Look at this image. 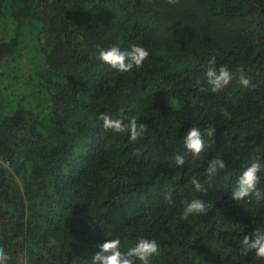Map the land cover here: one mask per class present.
Here are the masks:
<instances>
[{
	"label": "trees",
	"instance_id": "obj_1",
	"mask_svg": "<svg viewBox=\"0 0 264 264\" xmlns=\"http://www.w3.org/2000/svg\"><path fill=\"white\" fill-rule=\"evenodd\" d=\"M133 44L149 52L139 69L98 58L99 47ZM211 57L232 74L215 93ZM241 70L255 87L239 83ZM0 80L7 264H92L105 239L126 251L138 237L160 245L151 264H264L239 251L264 227V199L230 198L258 158L264 193V0H0ZM101 113L147 130L132 141L104 129ZM191 126L215 128L199 156L183 145ZM216 156L226 167L209 185ZM197 198L207 212L184 219Z\"/></svg>",
	"mask_w": 264,
	"mask_h": 264
},
{
	"label": "clouds",
	"instance_id": "obj_2",
	"mask_svg": "<svg viewBox=\"0 0 264 264\" xmlns=\"http://www.w3.org/2000/svg\"><path fill=\"white\" fill-rule=\"evenodd\" d=\"M170 4H175L178 0H168ZM98 58L109 65L112 69L119 72H131L135 67L139 69L143 66V62L148 58L149 52L146 48L133 44L128 50H121L119 46L112 45L108 48L99 47L97 49ZM216 59L211 57L208 60V67L206 70V78L208 84L211 86L212 92H219L232 79V74L225 65H221L219 69L215 67ZM239 83L247 87H255L251 80L248 79L243 70L240 71ZM98 119L103 122L104 129H111L118 133H128L132 141L141 138L147 130L145 123H137L136 117H131L125 123L122 118L113 119L107 113H101ZM215 128H205L202 130L199 127L191 126L186 130L183 137L184 148L191 152L194 156H199L205 150L204 135L212 137ZM211 145L208 144V147ZM259 159V158H258ZM258 159L253 161L250 166H247L238 177L236 187L231 191L230 198L236 202L243 201L246 198L255 197L257 201L264 199V193L258 188L257 184L260 181L258 173L261 171V164ZM175 164L183 166L185 158L182 154L175 157ZM226 167L225 161L219 156L213 157L207 163L205 169L208 183L211 184V179L218 174L219 170ZM191 184L194 185L197 192H207L205 187L196 177L191 179ZM164 199L168 203H172V192L168 191L164 194ZM208 206L202 199H192L187 202L183 209V218L187 219L190 215L206 213ZM255 223V221H253ZM121 241L119 238L105 239L98 245L92 257V264H151L152 257L159 256L161 249L156 239H149L145 237H138L134 245L129 246L126 251L120 249ZM240 254L247 256L249 252H254L255 256L264 259V227H257L251 235H244L240 241ZM8 254L3 247H0V264H7L9 260Z\"/></svg>",
	"mask_w": 264,
	"mask_h": 264
},
{
	"label": "rangeland",
	"instance_id": "obj_3",
	"mask_svg": "<svg viewBox=\"0 0 264 264\" xmlns=\"http://www.w3.org/2000/svg\"><path fill=\"white\" fill-rule=\"evenodd\" d=\"M0 84L3 85V82L0 80Z\"/></svg>",
	"mask_w": 264,
	"mask_h": 264
}]
</instances>
